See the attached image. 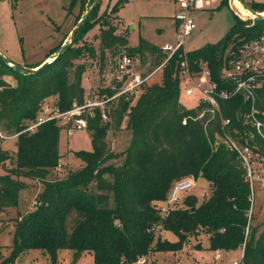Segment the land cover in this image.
I'll return each mask as SVG.
<instances>
[{
  "label": "trees",
  "instance_id": "1",
  "mask_svg": "<svg viewBox=\"0 0 264 264\" xmlns=\"http://www.w3.org/2000/svg\"><path fill=\"white\" fill-rule=\"evenodd\" d=\"M128 1L122 0L120 5ZM76 2L85 0H73L72 4ZM120 5L111 13L117 14ZM249 7L264 12V3ZM98 8L77 34L74 31L72 43L42 71L30 73L0 60V127L8 135L20 134L15 158L0 142V166L13 163L0 174V215L19 207L20 194L28 187L25 179L38 181L44 188L34 210L16 221L11 255L3 258L0 253L1 264H16L31 250L41 251L52 264H57L63 250L73 251L77 259L91 253L95 264H130L145 255L181 251L188 239L199 234L209 236L212 251L242 250L239 264H264V225L260 231L248 217L253 192L243 165L224 145L213 150L221 125L218 118L211 119L209 106L188 110L180 103L182 53L170 60L154 83L143 88L134 104L119 100L111 109L110 122L103 123L99 113L89 119L93 152L75 153L84 166L63 178H51L62 159V128L57 121H50L35 133L24 130L37 120L46 102L67 112L73 103L83 100L87 67L79 61L87 56L97 58L95 48L84 45L83 36ZM104 14L93 20V24L101 23L98 40L103 50L115 57L127 49L133 55L141 54L145 62L149 55L154 67L164 61L158 48L144 39L137 47L130 46L126 34L101 22ZM263 32L264 18L248 24L235 15L233 28L219 43L189 51L187 59L195 69L199 62H207L213 81L222 86L220 71L226 51L259 38ZM8 76L15 78V85L4 80ZM249 107L241 96L222 101L224 117L232 120V136L264 145L256 132L251 138L252 128L245 127L238 114ZM256 109L264 124V86L258 90ZM124 124L132 139L122 153L123 164L115 165L111 162L121 156L109 148L108 132L119 131ZM190 176L205 179L212 188L211 196L203 203L190 196L184 208L162 217L158 205L168 200L175 182ZM156 227L175 234L178 242L158 237Z\"/></svg>",
  "mask_w": 264,
  "mask_h": 264
},
{
  "label": "rangeland",
  "instance_id": "2",
  "mask_svg": "<svg viewBox=\"0 0 264 264\" xmlns=\"http://www.w3.org/2000/svg\"><path fill=\"white\" fill-rule=\"evenodd\" d=\"M122 0H101L96 15L91 20V26L84 33L85 46L93 47L97 51V58L92 60L88 56L79 61L87 67L88 79L83 81L85 93L90 88L97 87L109 77V70L113 68L114 56L100 47L98 36L101 31V23L93 24L104 13L103 22H108V28H116L117 32H123L129 39L131 46H138L144 39L159 48L176 43V23L173 0H129L120 5ZM231 0H219L214 10L197 11L193 13L197 30L188 37L186 49L190 52L203 49L209 44L219 43L235 24V15L241 14V9L236 3L231 5ZM247 6L252 3H264V0H238ZM237 1V2H238ZM73 0H20L17 3L11 0H0V54L20 67H30L45 59L51 60L60 50L72 43L74 31L78 23L84 18L95 0H85L84 3ZM228 4L229 6L222 5ZM249 2V3H248ZM120 9L117 14L111 13L117 6ZM260 14H264L260 13ZM240 19L248 24L255 23L254 15L243 16ZM94 20V21H93ZM154 64V60L151 61ZM153 66V65H152ZM150 66V67H152ZM154 67V66H153ZM156 67V66H155ZM149 68V66H148ZM4 80L15 85L13 77H4ZM181 105L188 109H194L198 101L189 97L182 88L180 94ZM61 127L60 123L57 122ZM62 128V127H61ZM132 139L131 132L127 131L125 124L119 131L110 130L107 142L109 148L116 155L121 156L111 163L122 165L125 156L123 152L129 147ZM18 140L12 138L2 142V148L15 158ZM93 152L92 137L89 130L61 132L62 163L53 172L51 178H63L71 171H77L84 166V162L78 159L75 153ZM13 163L0 166V174H5L12 168ZM108 179L110 177L108 176ZM27 189L21 192L22 204L16 209L5 210L0 215V253L3 258L11 255L14 244L15 223L23 216L33 211L37 204V197L43 191V185L38 181L25 179ZM95 186V185H93ZM211 196L210 184L200 180L199 188L189 194L204 202L203 193ZM165 203L158 205L164 207ZM180 204L178 208H184ZM252 226L261 228L264 225V189L256 187L253 193ZM260 229V231H261ZM156 233L158 237L171 243L178 242V238L171 232H165L160 227ZM218 254L221 256L218 258ZM242 252L212 251L210 238L205 234L194 236L184 244L181 251L176 253H156L152 259L155 264H233L240 261ZM1 264V261H0ZM16 264H52L50 258L41 251L31 250L23 254ZM57 264H95L94 255L85 253L76 258L73 251L63 250L58 254Z\"/></svg>",
  "mask_w": 264,
  "mask_h": 264
},
{
  "label": "built area",
  "instance_id": "3",
  "mask_svg": "<svg viewBox=\"0 0 264 264\" xmlns=\"http://www.w3.org/2000/svg\"><path fill=\"white\" fill-rule=\"evenodd\" d=\"M174 2L176 6L174 19L178 24L176 43L161 49L165 59L160 65L153 67L151 59L145 62L141 54L133 55L125 49L114 58L113 68L109 70V77L103 84L90 88L83 100L73 103L72 108L67 112H60L46 102L37 120L27 125L24 133H35L41 125L50 121L59 122L63 130L69 133L88 130L89 119L96 117L98 113L103 123L110 122L111 109L119 100L123 98L134 104L142 95L143 88L154 83L170 60L178 53H182L185 58L180 64L178 73L180 94L184 88L187 96L198 101L194 109L207 105L211 119L218 118L220 121V129L216 132L215 141L212 143L213 150L224 145L229 151L235 153L243 165L246 181L252 192L254 193L257 186L264 189V145L250 143L247 139L244 141L235 139L231 133L232 120L224 117L222 108V101L241 96L245 103L250 104L248 111L243 113L242 110L238 111L239 116L244 120V126L252 128L253 131H250L252 139L256 132L264 140V124L258 119L259 112L256 109L258 90L264 86V32L259 38L230 47L226 51L220 71L222 81L220 86L213 81L207 62H199L198 68H193L187 59L189 51L186 49L188 37L197 30L193 13L214 10L219 0H174ZM230 2L232 6L235 5L233 0ZM85 79H88V76ZM19 135H8L0 127V142L17 138ZM201 179L190 176L175 182L165 206L159 208L162 217H167L180 204H183L190 197L189 193L199 188ZM210 190L212 192L211 186ZM202 197L204 200L208 198L205 192ZM252 216L253 208L248 214L249 218ZM159 228H155L156 233L159 232ZM152 257L145 255L130 264H155ZM220 257L218 254V258ZM233 264H239V261Z\"/></svg>",
  "mask_w": 264,
  "mask_h": 264
},
{
  "label": "water",
  "instance_id": "4",
  "mask_svg": "<svg viewBox=\"0 0 264 264\" xmlns=\"http://www.w3.org/2000/svg\"><path fill=\"white\" fill-rule=\"evenodd\" d=\"M101 3V0H95L94 4L92 5V7L88 10V12L86 13V15L84 16V18L78 23L75 33L77 34L79 32V30L81 29V27L83 26L84 22L86 20L89 19V17L95 12V10L99 7ZM241 3V2H240ZM243 5V7H245L248 11H250L252 13V15H254L255 18H259V19H263L264 18V14H260L257 13L255 11H253L249 6L245 5L244 3H241ZM73 41V40H72ZM63 50V49H62ZM60 50L58 52L57 55H55L51 60H48L47 62H45L44 64H42L39 68L37 69H30V68H26V67H21L22 69L29 71L30 73H38L40 71H42L44 68H46L48 65H50L51 63H53L60 55L61 51ZM0 60L3 61L4 63L8 64L9 66L15 67L17 65H15L12 61H10L9 59H7L6 57H4L3 55L0 54Z\"/></svg>",
  "mask_w": 264,
  "mask_h": 264
},
{
  "label": "crops",
  "instance_id": "5",
  "mask_svg": "<svg viewBox=\"0 0 264 264\" xmlns=\"http://www.w3.org/2000/svg\"><path fill=\"white\" fill-rule=\"evenodd\" d=\"M237 2V1H236ZM239 3V2H238ZM249 3V2H248ZM173 5H174V14H173V16H172V19H174V16H175V12H176V6H175V2H174V0H173ZM238 17L240 18L241 16H240V14L238 15ZM174 21H175V19H174ZM175 23H176V32H177V22L175 21ZM150 43V42H149ZM151 44H153V43H151ZM154 45V44H153ZM131 46V45H130ZM156 46V45H155ZM132 47H137V46H132ZM157 48H158V50L161 52V49L162 48H159L158 46H156ZM161 54H162V52H161ZM147 57H150V58H148V59H151V61H152V58H151V56H149V55H147ZM49 60V58L48 59H45V60H43V61H41V62H38V63H36V64H34L33 66H36V65H39V64H44L45 62H47ZM87 75L85 74V76H84V79H83V81H85V77H86ZM60 155L61 156H63V154L61 153V137H60ZM61 160H63V158L61 159ZM61 163H62V161H61ZM22 194H20V196H21ZM19 204L21 205L22 204V198L20 197V202H19ZM31 212V211H30ZM29 212V213H30ZM24 215H26V214H24ZM241 252H242V250H240ZM242 254H243V252H242ZM237 262V261H236Z\"/></svg>",
  "mask_w": 264,
  "mask_h": 264
},
{
  "label": "bare ground",
  "instance_id": "6",
  "mask_svg": "<svg viewBox=\"0 0 264 264\" xmlns=\"http://www.w3.org/2000/svg\"><path fill=\"white\" fill-rule=\"evenodd\" d=\"M235 1V0H234ZM238 1V0H237ZM239 2V1H238ZM236 2L237 3V5L239 6V8L241 9V14L243 15V16H247V15H249V14H251L252 15V13L250 12V11H248L245 7H243V5L239 2ZM235 3V4H236ZM258 13V12H257Z\"/></svg>",
  "mask_w": 264,
  "mask_h": 264
}]
</instances>
